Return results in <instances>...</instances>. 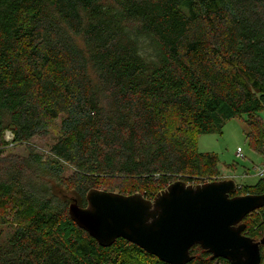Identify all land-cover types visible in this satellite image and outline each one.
Wrapping results in <instances>:
<instances>
[{"label":"trees","instance_id":"obj_1","mask_svg":"<svg viewBox=\"0 0 264 264\" xmlns=\"http://www.w3.org/2000/svg\"><path fill=\"white\" fill-rule=\"evenodd\" d=\"M262 110L264 0H0V264H168L124 238L101 246L69 206L91 189L153 199L220 180L198 136L246 116L264 156ZM246 194H264V176L233 196ZM243 222L260 240L264 207Z\"/></svg>","mask_w":264,"mask_h":264},{"label":"water","instance_id":"obj_2","mask_svg":"<svg viewBox=\"0 0 264 264\" xmlns=\"http://www.w3.org/2000/svg\"><path fill=\"white\" fill-rule=\"evenodd\" d=\"M234 179L189 184L178 180L153 199L142 193L91 189L87 205L68 209L71 219L101 246L119 238L168 264H187L199 245L230 264H262L264 234L247 236L245 217L264 207V194L236 195Z\"/></svg>","mask_w":264,"mask_h":264},{"label":"rangeland","instance_id":"obj_3","mask_svg":"<svg viewBox=\"0 0 264 264\" xmlns=\"http://www.w3.org/2000/svg\"><path fill=\"white\" fill-rule=\"evenodd\" d=\"M259 118L264 123V110L258 113ZM246 119L234 118L227 121L220 132L203 134L198 136V148L202 152H211L219 157L218 167L220 169V180L234 179L239 187L242 185H253L257 183L264 167V156L255 151L246 135ZM61 119L56 120L50 129L47 137H36L32 139V144L36 145L38 150L46 151L50 148L58 136V127ZM10 132H6L5 139L12 140ZM239 149L241 152H239ZM7 152H13L21 155L28 153L26 145L10 146ZM69 172H67L68 174ZM62 185L59 181H57ZM222 264V263H219ZM264 264V262H263Z\"/></svg>","mask_w":264,"mask_h":264},{"label":"built area","instance_id":"obj_4","mask_svg":"<svg viewBox=\"0 0 264 264\" xmlns=\"http://www.w3.org/2000/svg\"><path fill=\"white\" fill-rule=\"evenodd\" d=\"M239 152H241L240 149H239ZM261 172H262V174H264V167L262 168V171Z\"/></svg>","mask_w":264,"mask_h":264},{"label":"flooded vegetation","instance_id":"obj_5","mask_svg":"<svg viewBox=\"0 0 264 264\" xmlns=\"http://www.w3.org/2000/svg\"><path fill=\"white\" fill-rule=\"evenodd\" d=\"M244 221V220H243ZM263 250V249H262Z\"/></svg>","mask_w":264,"mask_h":264}]
</instances>
